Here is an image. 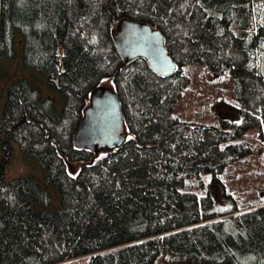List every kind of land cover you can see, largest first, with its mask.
<instances>
[{"label": "trees", "instance_id": "trees-1", "mask_svg": "<svg viewBox=\"0 0 264 264\" xmlns=\"http://www.w3.org/2000/svg\"><path fill=\"white\" fill-rule=\"evenodd\" d=\"M264 0H2L0 62L15 56L63 99L27 80L13 83L0 118V264H157L166 248L200 264H264V202L240 205L219 181L230 163L248 156L236 142L259 128L264 138ZM145 23L165 36L177 70L157 76L147 60L130 62L115 45V26ZM207 65L229 71L242 103V123L221 128L184 122L176 103L191 83L187 71ZM113 84L127 140L96 155L74 136L92 93ZM132 137V139H129ZM232 144H227V143ZM17 146L45 171L60 207L41 183L6 182ZM210 174L218 193L182 189ZM43 207L44 209H38Z\"/></svg>", "mask_w": 264, "mask_h": 264}, {"label": "rangeland", "instance_id": "rangeland-1", "mask_svg": "<svg viewBox=\"0 0 264 264\" xmlns=\"http://www.w3.org/2000/svg\"><path fill=\"white\" fill-rule=\"evenodd\" d=\"M264 7V3H263ZM256 20L257 24L263 20ZM120 22L115 26L118 31ZM15 56L0 62V118L6 102L9 87L19 81L27 80L34 89L41 93V101L47 99L54 101V112L60 116L62 113L63 99L52 91L46 79L32 69H26L23 63V38L18 32L16 35ZM255 62L261 65L264 71V52L255 51ZM191 79L188 88L176 103L174 115L184 122L214 126L221 128L224 119L234 124L242 123L243 105L236 96L235 82L230 72L213 71L207 65H194L187 71ZM101 88L113 89V84L106 81ZM261 130L253 128L247 130L236 142H246L250 146L248 156L239 161L230 163L226 172L219 176L229 195H232L240 205L257 204L264 202V138ZM227 144H232L227 143ZM3 137L0 135V162L4 157ZM6 182L18 178L33 179L41 183L52 197V205L47 209L53 213L60 207L58 191L45 185V171L37 161L29 160L24 153L13 146V153L5 167ZM184 192L195 193L200 197L207 192H219V184H214L210 174L202 179L192 180L182 189ZM38 209H44L39 207ZM70 264H87L85 262ZM157 264H200L195 257L183 256L166 248Z\"/></svg>", "mask_w": 264, "mask_h": 264}, {"label": "water", "instance_id": "water-1", "mask_svg": "<svg viewBox=\"0 0 264 264\" xmlns=\"http://www.w3.org/2000/svg\"><path fill=\"white\" fill-rule=\"evenodd\" d=\"M1 27L2 0L0 35ZM114 40L126 62L144 58L157 76L167 78L175 74L177 65L166 48L165 36L160 30L145 23L124 20ZM90 99V105L85 109L74 136L76 148L96 155L121 148L127 140V131L118 94L114 90L100 87L92 93Z\"/></svg>", "mask_w": 264, "mask_h": 264}, {"label": "snow or ice", "instance_id": "snow-or-ice-1", "mask_svg": "<svg viewBox=\"0 0 264 264\" xmlns=\"http://www.w3.org/2000/svg\"><path fill=\"white\" fill-rule=\"evenodd\" d=\"M129 139H132V137H129Z\"/></svg>", "mask_w": 264, "mask_h": 264}]
</instances>
